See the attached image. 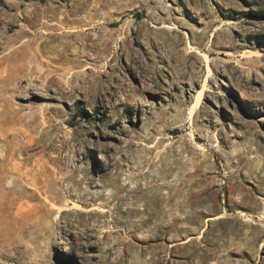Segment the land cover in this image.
Returning <instances> with one entry per match:
<instances>
[{
    "label": "rangeland",
    "instance_id": "1",
    "mask_svg": "<svg viewBox=\"0 0 264 264\" xmlns=\"http://www.w3.org/2000/svg\"><path fill=\"white\" fill-rule=\"evenodd\" d=\"M26 52L0 264H264V0H0V77Z\"/></svg>",
    "mask_w": 264,
    "mask_h": 264
},
{
    "label": "bare ground",
    "instance_id": "2",
    "mask_svg": "<svg viewBox=\"0 0 264 264\" xmlns=\"http://www.w3.org/2000/svg\"><path fill=\"white\" fill-rule=\"evenodd\" d=\"M90 17H91V15H85V16H82L81 18H77V19H73V20L68 19V20L70 22H73V21L79 22L81 20H85L86 24L87 23L89 24L90 23ZM6 60L8 61V63H7V65H5L3 67L2 71L4 72V74L0 77V82L3 83V89L2 90H14L15 91V81L21 77H25L28 80H31V78L33 77L34 74L41 76V75L48 73L47 69L46 70L42 69V66H49L48 60L47 59H45V60L40 59L38 53L37 54H31L30 52H26V53H21L19 55H17V54L16 55H9L8 54L6 56ZM200 94H201V92L198 93L194 97L193 103L188 107L186 117H187L189 124H193V119H194L196 110L200 107V104H201V95ZM0 97H1V91H0ZM2 109H4V107L0 108V113L2 112ZM6 111L13 112L14 110L8 109ZM183 180H184V178H183ZM183 180H181V181H183ZM181 181L177 182L175 184V186H177V189L180 188V184L182 183ZM183 188H184V186H183ZM183 188H181V189H183ZM169 200H170V198H169ZM262 202L264 204V198L262 199ZM240 215H244L243 212ZM168 218L171 221L175 220L176 214H175V210L173 208L168 209Z\"/></svg>",
    "mask_w": 264,
    "mask_h": 264
}]
</instances>
